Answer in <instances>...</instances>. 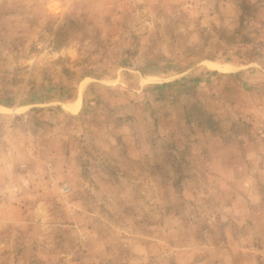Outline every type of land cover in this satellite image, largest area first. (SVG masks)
Segmentation results:
<instances>
[{
	"label": "rangeland",
	"instance_id": "1",
	"mask_svg": "<svg viewBox=\"0 0 264 264\" xmlns=\"http://www.w3.org/2000/svg\"><path fill=\"white\" fill-rule=\"evenodd\" d=\"M2 184L0 264H264V0H0Z\"/></svg>",
	"mask_w": 264,
	"mask_h": 264
},
{
	"label": "crops",
	"instance_id": "2",
	"mask_svg": "<svg viewBox=\"0 0 264 264\" xmlns=\"http://www.w3.org/2000/svg\"><path fill=\"white\" fill-rule=\"evenodd\" d=\"M55 10V9H54ZM70 106V108H69ZM78 102H72L71 104H65V108L69 110L70 112L78 111ZM74 109V110H73Z\"/></svg>",
	"mask_w": 264,
	"mask_h": 264
},
{
	"label": "built area",
	"instance_id": "3",
	"mask_svg": "<svg viewBox=\"0 0 264 264\" xmlns=\"http://www.w3.org/2000/svg\"><path fill=\"white\" fill-rule=\"evenodd\" d=\"M5 185H6V184H2V185H0V200L2 199V195L5 194V193L3 192V187H4ZM13 189L16 190L17 187H16L15 185H13ZM2 192H3V193H2ZM5 195H6V194H5Z\"/></svg>",
	"mask_w": 264,
	"mask_h": 264
},
{
	"label": "bare ground",
	"instance_id": "4",
	"mask_svg": "<svg viewBox=\"0 0 264 264\" xmlns=\"http://www.w3.org/2000/svg\"><path fill=\"white\" fill-rule=\"evenodd\" d=\"M74 110V109H73Z\"/></svg>",
	"mask_w": 264,
	"mask_h": 264
},
{
	"label": "trees",
	"instance_id": "5",
	"mask_svg": "<svg viewBox=\"0 0 264 264\" xmlns=\"http://www.w3.org/2000/svg\"><path fill=\"white\" fill-rule=\"evenodd\" d=\"M158 86V85H157Z\"/></svg>",
	"mask_w": 264,
	"mask_h": 264
}]
</instances>
